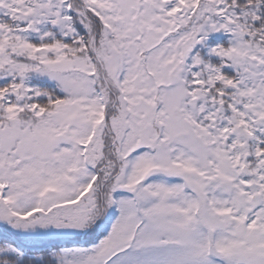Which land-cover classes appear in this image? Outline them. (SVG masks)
<instances>
[{
  "label": "snow or ice",
  "instance_id": "obj_1",
  "mask_svg": "<svg viewBox=\"0 0 264 264\" xmlns=\"http://www.w3.org/2000/svg\"><path fill=\"white\" fill-rule=\"evenodd\" d=\"M0 264H264V0H0Z\"/></svg>",
  "mask_w": 264,
  "mask_h": 264
}]
</instances>
